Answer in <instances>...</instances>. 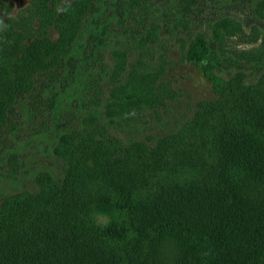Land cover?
<instances>
[{
	"label": "rangeland",
	"instance_id": "rangeland-1",
	"mask_svg": "<svg viewBox=\"0 0 264 264\" xmlns=\"http://www.w3.org/2000/svg\"><path fill=\"white\" fill-rule=\"evenodd\" d=\"M217 22L258 38L233 37L220 51L214 72L223 78L221 93L204 66L182 55L198 37L218 48ZM114 46L127 52L128 65L144 55L161 72L149 80L148 106L111 121L103 104L117 83L108 70ZM263 77L264 0H0V93L6 97L0 108V208L7 199L39 193L47 171L64 180L72 159L89 194L88 224L114 225L132 237L136 229L125 200L96 173L100 166L116 157L137 169L143 188L135 198L161 182L195 176L185 169L151 171L153 152L204 111L210 110L211 120L231 114L232 87L240 95ZM120 79L137 80L129 66ZM211 134L204 135L202 172L214 160Z\"/></svg>",
	"mask_w": 264,
	"mask_h": 264
},
{
	"label": "trees",
	"instance_id": "trees-1",
	"mask_svg": "<svg viewBox=\"0 0 264 264\" xmlns=\"http://www.w3.org/2000/svg\"><path fill=\"white\" fill-rule=\"evenodd\" d=\"M227 28L226 23L213 24L218 48L203 37L182 48L183 59L204 66L218 93L223 91V78L214 69L218 67L215 60L222 57L220 51L236 36L251 43L258 40L241 27ZM251 49L247 52L256 48ZM110 53L108 70L117 83L103 107L113 121L152 102L149 80L161 67L145 62L144 55L128 65L127 52L118 46ZM128 66L137 80L124 84L120 76ZM232 88L231 114L211 120L210 110L204 111L174 138L163 139L153 152L151 171L185 169L195 176L161 182L135 198L143 188L137 169L110 157L97 170L125 200L134 236L114 225L88 224L89 194L84 176L70 159L64 180L47 171L39 181V193L4 202L0 264H264V77L247 85L240 95L239 88ZM5 98L0 93V108ZM207 131L212 133L214 160L202 172ZM102 205L101 210L108 209Z\"/></svg>",
	"mask_w": 264,
	"mask_h": 264
}]
</instances>
